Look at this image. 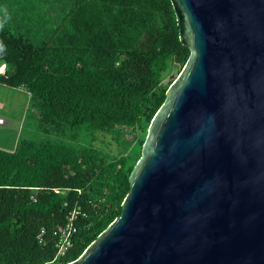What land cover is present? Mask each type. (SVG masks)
Listing matches in <instances>:
<instances>
[{"label": "trees", "instance_id": "1", "mask_svg": "<svg viewBox=\"0 0 264 264\" xmlns=\"http://www.w3.org/2000/svg\"><path fill=\"white\" fill-rule=\"evenodd\" d=\"M188 57L170 0H0V85L28 94L36 130L0 149V264L71 263L120 215L147 127L176 77L163 80ZM138 129L130 159L129 149L109 155L77 142ZM75 208L83 216L55 258L52 232Z\"/></svg>", "mask_w": 264, "mask_h": 264}, {"label": "water", "instance_id": "2", "mask_svg": "<svg viewBox=\"0 0 264 264\" xmlns=\"http://www.w3.org/2000/svg\"><path fill=\"white\" fill-rule=\"evenodd\" d=\"M170 3L189 57L120 215L67 264H264V0Z\"/></svg>", "mask_w": 264, "mask_h": 264}, {"label": "rangeland", "instance_id": "3", "mask_svg": "<svg viewBox=\"0 0 264 264\" xmlns=\"http://www.w3.org/2000/svg\"><path fill=\"white\" fill-rule=\"evenodd\" d=\"M179 69L175 68L170 76L164 78L163 83L177 77ZM0 149L10 151L19 139L23 137H34L36 135L35 121L29 110L28 94L21 89H11L0 85ZM143 131L138 129L133 134L126 133L115 141L111 136L101 134L78 135L77 142L82 146L93 145L104 151L105 154L115 155L129 149V159L136 157L139 145L135 140L141 137ZM134 139V144L131 145ZM145 139V137H144ZM141 151V148H140Z\"/></svg>", "mask_w": 264, "mask_h": 264}, {"label": "built area", "instance_id": "4", "mask_svg": "<svg viewBox=\"0 0 264 264\" xmlns=\"http://www.w3.org/2000/svg\"><path fill=\"white\" fill-rule=\"evenodd\" d=\"M2 69V68H1ZM0 122L2 120L0 119ZM79 216H83L80 212L79 208L73 209V211L70 213L67 223L60 229L53 231L52 236L55 237V258H61L64 257L68 247L71 243V237L76 232V228L73 225L74 221L78 219ZM45 235V229L41 228L36 236V239L39 243L42 242L43 236ZM62 264V263H57Z\"/></svg>", "mask_w": 264, "mask_h": 264}]
</instances>
